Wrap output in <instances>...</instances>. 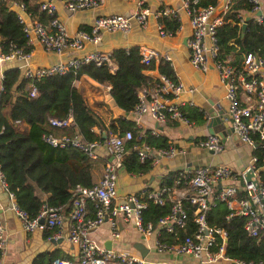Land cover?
Wrapping results in <instances>:
<instances>
[{
	"label": "built area",
	"instance_id": "2783aa9c",
	"mask_svg": "<svg viewBox=\"0 0 264 264\" xmlns=\"http://www.w3.org/2000/svg\"><path fill=\"white\" fill-rule=\"evenodd\" d=\"M1 1L7 5L11 4L10 7L22 26L28 48L39 44L47 54H62L67 51L72 53L48 67L30 68L27 62L31 51L24 53L22 49L12 46L10 53L4 54L0 43V64L15 60L26 67L22 72V79L26 82L29 98L34 99L39 96L36 84L46 78L76 75L82 67L88 65L96 67L106 65L110 72L112 69L115 70L110 52L83 51L84 46L100 45L104 33L127 34L133 23L140 28H146L148 17L152 14L149 4L151 2L159 4L162 0H120L134 1L135 7L132 12L126 15L97 16L88 30L79 28L74 35L67 32L65 25L57 16V6L52 1H45L39 5V12L50 18L47 23L30 19V10L24 3ZM57 1L68 14L98 10L104 2V0ZM180 1L189 16L190 35L186 47L189 51L190 65L201 73H207L212 69L217 72L225 87L226 111L233 136L253 151L257 148L264 151V60L250 53L245 56L242 65L236 68L231 61L219 58L216 30L223 24V16L229 11L231 0H226L215 18L214 7L199 8L198 0ZM245 1L250 6L249 14L252 15L253 21L264 28V16L260 11L261 0ZM173 14L172 10L159 7L153 18L171 20ZM238 18L241 25L244 17L239 15ZM172 29L166 31L163 26H157L158 34L162 38L174 37L177 29ZM139 52L141 64L144 66H149L158 57L154 51L139 49ZM163 61L171 65L169 56H165ZM148 89L146 95H138L137 104L128 113L136 124L147 116L161 127L169 123L192 126V122L181 111L185 104L180 102L179 98L186 89L179 81L174 82L166 76L158 75ZM72 121L69 115L63 120L49 119L48 123L54 131H63L71 127ZM54 131L42 135V141L47 146L54 149L78 150L90 161L96 160L98 150L103 148L109 160L103 166L98 183L91 187H76L67 215L68 230L64 236L59 232L65 226L62 207L43 204L37 216L31 218L26 212L18 209L14 196L8 192L7 184L0 173L1 184L8 194L12 211L26 235L36 231L58 230L53 240L64 238L77 247L75 260L53 259L47 264H172L158 260L151 254L189 256L197 264H264L242 262L228 257L227 232L212 227L207 222L209 211L217 203H222L228 210L227 220L243 218L244 230L249 237H264V158L260 161L257 156L252 155L248 165L241 172L226 166L186 167L177 172L176 178H172L170 174L164 178L166 182H173L171 187L163 186L151 191L146 189L139 195H129L117 202V170L125 156L127 142H134L131 145L132 152L142 164L147 161L152 163L161 158L171 159L184 154L185 151L172 143L164 148H154L148 144L139 145L142 136L134 137L131 131H126L123 135L106 136L103 142H87L77 133L59 136ZM150 134L153 137L158 136L155 129ZM193 146L214 155L224 150L220 138L215 135L198 139ZM247 174L251 176L250 182L246 181ZM174 188L189 190L191 195L186 201L194 207V211L190 214L183 207L182 201H173L171 211L160 218L156 225L151 222L145 223L143 211L147 208V203L162 206L164 196L170 198ZM88 207H91V212H88ZM189 220L193 232L187 234ZM102 226L108 228V238L105 241H110V249L104 247L105 241L100 243L90 238L91 233ZM128 227L141 237L140 243L148 251L146 256L142 257L133 248L122 250L117 246L122 229ZM179 231L183 232L182 236ZM162 233L167 237V241L161 240ZM5 246L6 238L0 216L1 254Z\"/></svg>",
	"mask_w": 264,
	"mask_h": 264
},
{
	"label": "trees",
	"instance_id": "16d2710c",
	"mask_svg": "<svg viewBox=\"0 0 264 264\" xmlns=\"http://www.w3.org/2000/svg\"><path fill=\"white\" fill-rule=\"evenodd\" d=\"M11 1L26 4L32 0ZM219 1L198 0L197 7L217 8ZM249 7L245 0H231V7L223 16V24L216 30L219 58L222 60L232 58L231 64L236 68L242 65L245 56L250 53L264 60V28L259 27L253 20H248L242 36V28L239 26L238 16L245 12L249 13ZM30 8L38 15V21L43 23L50 21V18L39 12L37 4ZM165 24L170 26L166 20ZM0 43L4 54H9L12 46L22 49L24 53L30 51L16 14L1 0ZM111 56L116 71L110 72L106 65L101 67L88 65L82 67L76 75L46 78L36 84L39 96L34 99L29 98L25 91V81H21L16 87L19 70L11 69L3 74L0 92V173L7 184L8 192L13 194L18 209L26 212L31 218L37 216L44 203L52 207H65L71 203L76 187L93 185L91 166L82 152L75 149H54L43 143L42 135L54 131L49 126V119L63 120L71 115L73 121L69 130H63L65 132L57 135L77 133L87 142H103L104 134L115 135L131 131L135 137L138 133L133 124L122 120L117 121L116 125L106 126L102 118L89 107L84 98V91L74 87V83L83 75L99 84H107L110 87V98L116 108L124 113H130L138 102L139 89L150 88L153 85L154 80L145 76L143 72L153 70L154 66L152 63L149 66L141 64V55L137 47H130L127 50L116 49ZM158 72L174 82L177 81L174 70L167 63L159 64ZM15 93H18L19 97L12 102ZM181 111L190 122H204L203 113L195 108L183 107ZM20 123L29 127L27 133L22 131ZM143 141L155 148L168 146L164 136L155 138L146 133ZM133 143L129 142L128 146L131 147ZM253 154L260 161L264 158V151L259 148L255 149ZM121 165L127 172L133 174H145L150 169V162L140 163L135 154L124 158ZM170 176L176 178L177 172L170 173ZM172 185V181L164 180L160 188ZM36 189L49 196L46 202L37 196ZM182 205L190 214L194 211V207L186 200L182 201ZM171 208L172 203L167 196H164L162 206L148 202L147 208L143 211V220L145 223L151 222L156 225ZM227 215L228 210L222 203H217L207 215L210 226L227 232L226 255L242 262L264 263V237H249L244 230L245 220L243 218L227 220ZM179 232L182 236L183 232ZM192 232L193 226L189 220L187 234ZM161 237V240L167 241L163 233ZM53 259L70 260L60 258L57 253L52 254L48 260L46 255L42 254L37 256L32 264H47Z\"/></svg>",
	"mask_w": 264,
	"mask_h": 264
},
{
	"label": "crops",
	"instance_id": "0c3cea01",
	"mask_svg": "<svg viewBox=\"0 0 264 264\" xmlns=\"http://www.w3.org/2000/svg\"><path fill=\"white\" fill-rule=\"evenodd\" d=\"M52 1L57 6V16L65 25L67 32L71 35L75 34V31L79 28L88 30L97 16L107 15H126L132 12L134 9V1H120V0H104L102 6L98 10L94 11H80L73 14H68L64 11L63 6L57 0H32L30 3H26L29 10L30 6L37 4L38 6L45 2ZM230 1V0H227ZM226 0H220L219 6L216 8L214 18L218 16ZM180 0H162L159 4L157 2H151L149 8L152 11L150 17H148V24L146 28H140L136 23H133L131 30L127 34L120 33H104L102 36V43L98 46L86 44L83 51H105L112 52L116 49L127 50L130 47H137L140 50L154 51L157 53V58L152 61L154 66L153 70L144 71L145 76L151 77L152 80L157 78L159 74V64H164L165 56L171 58L170 67L174 70L176 80L179 81L186 90H191L189 93L185 92L179 98V101L184 103V107H192L202 112L204 122L196 123L192 121V126L186 127L183 125H165L163 127L157 126L155 122L149 117H143L136 124L135 120L131 118L130 114L124 113L116 108L112 99L110 98V87L107 84H99L87 76H81L79 80L74 83L75 88H81L84 91V98L88 103V97L91 94V90L97 92L98 96L95 102V106L102 107V111L107 114L106 119L101 113V110L93 109L88 103L89 107L102 118L106 126L110 124L116 125L117 121L122 120L126 123L133 124L134 128L138 131V135L142 136L139 145L147 144L143 141L144 135L152 130H157L158 136H164L167 139V143L174 144L175 146L182 148L185 153L175 156L171 159L161 158L158 161L150 163V169L145 174H133L127 172L123 165L117 170V198L121 201L123 198L129 195H139L144 190H157L160 188L163 179L170 173L181 171L186 167H199V166H226L236 172H241L249 163L253 154V150L247 146L242 145L238 139L233 136L230 130L229 119L227 116V103L225 100V87L220 81V78L216 71L213 69L207 73H201L192 68L189 62V51L186 47L187 39L190 35L189 16L181 6ZM10 11L14 12L9 5H7ZM170 9L174 12V16L169 18H161L155 20L153 16L156 14L158 8ZM261 14L264 16V0L260 2ZM245 24L248 20H253L251 14L245 12L241 14ZM30 19L37 20L38 15H35L30 10ZM165 20L170 26L165 24ZM163 26L166 31L176 28L174 37L162 38L158 34L157 26ZM247 25V23H246ZM242 31V30H241ZM244 34V32H243ZM242 34V36H243ZM31 54L29 62H27L30 68L48 67L52 63L64 59L70 56L71 52H64L62 54H47L39 44H34L30 48ZM232 58L227 60L231 61ZM112 69V72L116 71ZM11 69L19 70V77L16 82V87L24 81L22 79V72L26 69L22 64L17 61L5 62L0 64V89L2 87L3 74ZM15 89V88H14ZM27 88L25 87V91ZM90 90V91H89ZM148 87H142L138 91V95H146ZM19 97L18 93L13 94L12 102ZM209 112L217 114V123L212 127L214 135L219 137L223 145V152L217 155L211 154L205 150L197 149L193 146L194 142L198 139L204 138L209 135L208 123ZM220 118V119H219ZM20 128L23 132H28L29 127L20 123ZM69 130V129H68ZM67 131V130H66ZM65 131H54L56 134H60ZM76 132V131H75ZM97 132V131H96ZM98 133V132H97ZM114 135V134H110ZM123 135V134H115ZM151 135V134H150ZM109 136V135H105ZM103 138V137H102ZM156 138V137H155ZM104 140V139H103ZM126 143L125 156L133 154L131 147ZM150 146V145H148ZM152 147V146H151ZM155 148V147H154ZM109 160L103 148L98 150V157L96 160L90 161L91 177L93 184L100 181L103 166ZM123 161V160H122ZM178 189L180 191L187 190V194L182 196L179 200H174L171 197V193ZM37 196L44 202L49 198L48 195L41 193L39 190H35ZM170 193L169 201H184L190 196V192L185 188H174ZM171 199V200H170ZM45 204V203H44ZM70 204L62 207L64 213L65 226L59 230L61 235L64 236L66 230H68L67 215L70 211ZM61 207V206H60ZM88 212H91V207H88ZM0 216L1 224L4 228V234L6 238V246L2 251L0 264H32L34 259L42 254H45L48 260L52 254L57 253L60 258H66L75 260L77 255V247L67 242L66 239L53 240L58 230L54 231H36L32 234L26 235L21 228V223L13 213L11 208V202L7 192L4 190L0 180ZM102 226L96 232L91 233L90 238L95 242H104L108 238V228ZM46 232H51L47 234ZM141 237L131 228H123L120 241L117 246L122 250L131 249L134 243H140ZM154 258L162 261H167L172 264H197L189 256H169V255H155L151 254Z\"/></svg>",
	"mask_w": 264,
	"mask_h": 264
},
{
	"label": "water",
	"instance_id": "95a60500",
	"mask_svg": "<svg viewBox=\"0 0 264 264\" xmlns=\"http://www.w3.org/2000/svg\"><path fill=\"white\" fill-rule=\"evenodd\" d=\"M225 2H223V4H224ZM11 4H9V6H10ZM258 15H260V13L258 14ZM245 28H246V23L245 24H243L242 25V34H243V32L245 31ZM208 45V44H207ZM214 112H209L208 114H209V116H208V118H209V123H208V133H209V135H214V132L211 130L212 129V127L217 123L216 121H217V114H213ZM220 119V118H219ZM230 130H231V128H230ZM231 132H232V130H231ZM106 136H105V134L103 135V139L105 138ZM250 174H247L246 175V181L247 182H250ZM227 242V241H226ZM110 246H111V243H110V241H105L104 242V247L105 248H107V249H110ZM132 248L133 249H135V250H137L140 254H141V256L142 257H144V256H146L147 255V253H148V251H147V249L144 247V245H142L141 243H134L133 245H132ZM231 264H234V263H231Z\"/></svg>",
	"mask_w": 264,
	"mask_h": 264
},
{
	"label": "rangeland",
	"instance_id": "374dc122",
	"mask_svg": "<svg viewBox=\"0 0 264 264\" xmlns=\"http://www.w3.org/2000/svg\"><path fill=\"white\" fill-rule=\"evenodd\" d=\"M90 91V90H89ZM92 92H91V94H89L90 96L88 97V103L92 106V108L93 109H96L97 110V112H98V110H101V113H99L98 112V114L100 115V114H102V115H104V118L106 119V116H107V114L106 113H104V111H102V107H100V106H95V102H100L99 100L98 101H96L97 100V97H96V95L98 96V94H97V92H94L93 90H91ZM101 116V115H100ZM104 119V121H107V120H105ZM103 228H105L106 229V226H104Z\"/></svg>",
	"mask_w": 264,
	"mask_h": 264
},
{
	"label": "bare ground",
	"instance_id": "6f19581e",
	"mask_svg": "<svg viewBox=\"0 0 264 264\" xmlns=\"http://www.w3.org/2000/svg\"><path fill=\"white\" fill-rule=\"evenodd\" d=\"M187 194V190H183L180 191L178 189H175L172 193H171V197L174 200H179L182 196H185Z\"/></svg>",
	"mask_w": 264,
	"mask_h": 264
}]
</instances>
